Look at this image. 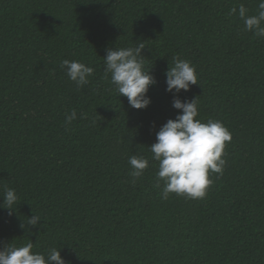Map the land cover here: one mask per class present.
<instances>
[{
    "label": "trees",
    "instance_id": "trees-1",
    "mask_svg": "<svg viewBox=\"0 0 264 264\" xmlns=\"http://www.w3.org/2000/svg\"><path fill=\"white\" fill-rule=\"evenodd\" d=\"M258 3L0 0V197L5 187L19 197L11 215L0 208V246L57 248L66 264H264V38L229 15ZM140 42L158 82L145 110L119 96L104 64L106 49ZM174 57L198 75L179 99L232 135L203 199H162L149 149L182 114L166 91ZM65 59L94 69L87 85L77 90ZM132 155L149 160L135 184Z\"/></svg>",
    "mask_w": 264,
    "mask_h": 264
},
{
    "label": "clouds",
    "instance_id": "clouds-1",
    "mask_svg": "<svg viewBox=\"0 0 264 264\" xmlns=\"http://www.w3.org/2000/svg\"><path fill=\"white\" fill-rule=\"evenodd\" d=\"M243 21L244 31L254 37L264 38V0H259L255 15H249L248 9L241 4L233 7L229 15H237ZM144 42L134 47L106 49L104 57L105 75L110 74L111 84L119 96L127 97L131 108L145 110L151 104L147 95L149 88L157 85L156 78L145 68L142 50ZM61 69L72 81L77 90L87 85L94 69L79 61L63 60ZM166 91L173 94L172 107L182 114L169 119L156 133V142L149 149L152 159L158 163L156 177L163 181L161 198L167 200L170 194L187 199H203L212 185L211 174L223 175L226 160V144L232 141L230 131L221 121L209 119L206 123L198 119L197 100L181 101L179 93L189 91L191 85L198 84V75L191 62L179 57L173 58V65L165 72ZM77 118L75 110L66 116L65 123L70 124ZM128 164L132 183L143 177L149 167V160L143 156L132 155ZM160 187V184H157ZM3 204L0 208L15 211L19 197L12 188L5 187ZM41 218L34 214L27 217V225L35 227ZM25 225L22 224L23 228ZM33 242L22 246L10 244L0 246V264H66L61 250L50 248L46 253L33 251Z\"/></svg>",
    "mask_w": 264,
    "mask_h": 264
}]
</instances>
